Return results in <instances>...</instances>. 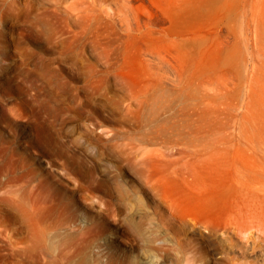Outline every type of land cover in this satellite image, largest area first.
<instances>
[{"label": "rangeland", "instance_id": "1", "mask_svg": "<svg viewBox=\"0 0 264 264\" xmlns=\"http://www.w3.org/2000/svg\"><path fill=\"white\" fill-rule=\"evenodd\" d=\"M242 59L264 78V0H0V179L34 171L4 202L55 205L59 249L86 264H190L199 190L253 185L218 147ZM250 119L230 128L244 164L263 155Z\"/></svg>", "mask_w": 264, "mask_h": 264}, {"label": "bare ground", "instance_id": "2", "mask_svg": "<svg viewBox=\"0 0 264 264\" xmlns=\"http://www.w3.org/2000/svg\"><path fill=\"white\" fill-rule=\"evenodd\" d=\"M242 61L246 75L244 84L240 79L238 82H233V80L231 82L228 67L226 68L223 80L224 136L222 135L219 146L216 142L207 144V146H218L222 150L221 164L226 175L235 179L244 171V174L248 175V182L253 185L246 183L245 186L233 185L231 188L213 187L212 189L211 187L209 190H202V188L200 189L202 191L199 190L197 196L195 195L199 200V206H197L204 216L192 218L193 222L190 224V264H264V81H261L264 78L262 74L257 73L256 70L259 69L254 66L253 68L248 67V63L245 62L246 58ZM225 65H228V62ZM247 114L251 117L248 123L258 135V139L250 145L263 154L261 159L255 161L252 159L254 162L250 164L243 163L241 144L237 139L234 141L231 138L230 132L232 123L238 134L240 133L242 119ZM5 153H9L11 157L14 156V152L9 147L0 145V157ZM245 157L243 156V159ZM21 164L23 170L26 169L28 173L34 172L26 165L24 159ZM22 169L18 170L19 175L9 176L8 170L5 174H1L4 181L0 179V264H60V262L62 264H86L84 258L77 257L80 249L76 242L67 243L59 249L56 243L58 239L55 241L57 235L54 236L57 228L50 221V213L55 205L46 206L45 201L42 204L26 202L20 196L14 198L13 205L8 204L7 200L6 203L4 202L5 194L15 192L11 189L14 182L22 183L19 188L29 185L26 183L27 180L22 179L24 177ZM13 172H16V168ZM6 187L8 188L5 189ZM22 203H27L28 206L25 207ZM222 203L228 204V207H221ZM42 211L47 212L44 214ZM208 216H214L215 220L211 221L207 218ZM141 223L129 219L128 229L138 236L143 235ZM146 242L151 245L150 239ZM146 251L149 252L148 249ZM155 254L147 256L145 253L143 256L145 260L140 262L135 258L132 264H161V257L157 254L158 258Z\"/></svg>", "mask_w": 264, "mask_h": 264}]
</instances>
